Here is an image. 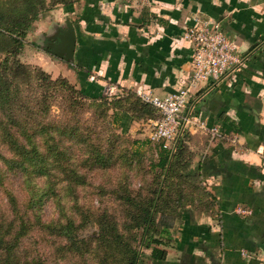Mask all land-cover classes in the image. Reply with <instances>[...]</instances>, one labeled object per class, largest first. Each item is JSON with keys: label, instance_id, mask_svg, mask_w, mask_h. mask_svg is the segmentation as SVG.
I'll return each instance as SVG.
<instances>
[{"label": "crops", "instance_id": "0c3cea01", "mask_svg": "<svg viewBox=\"0 0 264 264\" xmlns=\"http://www.w3.org/2000/svg\"><path fill=\"white\" fill-rule=\"evenodd\" d=\"M204 17L221 24L245 62L195 92L185 108V116L224 134L212 137L196 125L184 130L209 194L199 193L202 200L182 211L171 228L167 257L139 264H264V0H86L77 23L70 19L76 46L66 69L88 96L108 95L123 105L113 106L119 130L145 152L155 143L151 119L121 99L140 84L161 96L178 91L193 62L182 34ZM108 85L123 93L109 94Z\"/></svg>", "mask_w": 264, "mask_h": 264}, {"label": "rangeland", "instance_id": "374dc122", "mask_svg": "<svg viewBox=\"0 0 264 264\" xmlns=\"http://www.w3.org/2000/svg\"><path fill=\"white\" fill-rule=\"evenodd\" d=\"M85 2L0 0L9 16L21 6L31 16L37 12L23 47L0 49V60L13 68L0 71V264H124L130 247L144 258L151 252L142 239V209L151 203L155 182L146 167L158 159V143L137 156L141 168L134 179L125 177L126 166H112L114 160L88 162L85 151L96 153L91 143L108 155L111 132L128 135L113 122L114 97L80 94L66 69L70 60L58 54L63 51L54 40L66 19L77 23ZM172 215L152 209L156 221L171 222Z\"/></svg>", "mask_w": 264, "mask_h": 264}, {"label": "trees", "instance_id": "16d2710c", "mask_svg": "<svg viewBox=\"0 0 264 264\" xmlns=\"http://www.w3.org/2000/svg\"><path fill=\"white\" fill-rule=\"evenodd\" d=\"M6 10L7 8H5V10L0 9V49H4L5 53H8V51L14 53L15 51L18 52L20 48L23 47L25 36L33 20L36 18L37 12H34L31 16L28 9L21 6L15 8L11 13L12 16H9ZM8 57H10V55ZM9 64V62L0 60V71L3 70L4 67L12 68ZM75 69L79 70L80 67ZM81 70L85 71V69ZM5 90H8V88ZM85 91L86 89L84 86H80V94L90 98L91 96H88ZM103 98L102 96L91 97V99L94 100H102ZM121 100H128L130 104L129 108L136 109L138 113H141L142 117L147 119H155L157 117V112L153 106L143 102L135 92L128 91L125 98L123 97ZM103 103L105 102L103 101ZM115 103L116 104L113 106H123L117 102ZM113 119V122L116 123L114 117ZM186 132L187 131L183 132L182 138L179 139L175 148H168L161 145L158 150V159L152 160L146 167L147 173L151 172L153 174V182H155V186L149 195V198H151L149 208L145 207L142 209L145 214L143 220L144 229L146 230V234L142 239L144 246L151 249L150 254L145 256L149 261L164 260L167 257V247L171 244L173 239L171 228L174 226V219L182 216V211L185 210L187 205L194 203L198 199L202 200V198L198 196L199 193L205 195L209 194L206 187L203 185L202 162L199 161L193 164L194 155L189 148L187 143L188 140L184 137V135L187 134ZM65 133H69V131L64 130L63 134ZM111 134L112 136L107 140V145H111L108 155L102 152L103 150L100 149V146L91 143L90 148L93 147L96 153L89 154L85 151V154L88 156V162H90V158H92L91 161H94V163L101 161L100 163L102 164L114 160L115 164L112 166H116V169L126 166L127 168L124 170L126 172L125 177L127 179L130 177L134 179L135 174H138L141 168L137 156H142L144 153L134 147L136 141L132 137H125L122 134H115L113 132H111ZM86 140H89L88 133L86 134ZM34 150L38 151L37 148H34ZM172 152L174 153L172 154ZM122 153H127V155L130 154L129 158L123 160L121 158ZM26 154L27 151L20 154L21 157H24L23 160L27 158ZM51 154L53 155L56 153L52 150ZM23 163V161L20 162L22 167L24 166ZM156 169L161 170V172L156 171ZM77 175H81L79 171H77ZM83 182L82 179L79 180L80 184ZM153 208H155L156 214H169L171 212L173 214L172 221L170 222L167 220L168 215L165 216L167 219L163 217L164 220L156 221V219L152 217ZM72 223L73 222L70 221L68 225ZM117 235L120 238L122 237L120 236L121 234ZM143 259V253L138 252V249L133 246L129 248V253L125 254L122 260L124 264H139Z\"/></svg>", "mask_w": 264, "mask_h": 264}, {"label": "built area", "instance_id": "2783aa9c", "mask_svg": "<svg viewBox=\"0 0 264 264\" xmlns=\"http://www.w3.org/2000/svg\"><path fill=\"white\" fill-rule=\"evenodd\" d=\"M183 38L191 44L193 50L192 71L188 80L174 93L158 95L137 85L135 93L145 103L150 104L157 112L151 119L150 139L165 147L175 148L184 130L188 126H199L208 131L212 137L224 134L217 127H210L203 120H197L190 113L183 114L195 92L204 86L211 87L239 70L245 62L235 42L222 28L221 24L211 18H200L196 23L185 27ZM102 70L90 75L95 81ZM106 91L111 95L123 93L116 86L108 85ZM240 213L246 212L238 208Z\"/></svg>", "mask_w": 264, "mask_h": 264}, {"label": "water", "instance_id": "95a60500", "mask_svg": "<svg viewBox=\"0 0 264 264\" xmlns=\"http://www.w3.org/2000/svg\"><path fill=\"white\" fill-rule=\"evenodd\" d=\"M59 43H57V49H61L63 53H58L66 60L73 61V54L76 46V30L73 22L70 19H66L64 25L60 28L58 33Z\"/></svg>", "mask_w": 264, "mask_h": 264}, {"label": "flooded vegetation", "instance_id": "af4514ba", "mask_svg": "<svg viewBox=\"0 0 264 264\" xmlns=\"http://www.w3.org/2000/svg\"><path fill=\"white\" fill-rule=\"evenodd\" d=\"M56 37V36H55ZM54 40L56 41V39L54 38Z\"/></svg>", "mask_w": 264, "mask_h": 264}]
</instances>
